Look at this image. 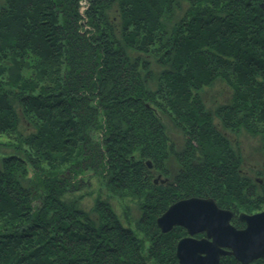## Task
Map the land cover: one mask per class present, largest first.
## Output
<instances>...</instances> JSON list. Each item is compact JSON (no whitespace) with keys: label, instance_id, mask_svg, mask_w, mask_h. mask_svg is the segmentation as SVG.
<instances>
[{"label":"trees","instance_id":"16d2710c","mask_svg":"<svg viewBox=\"0 0 264 264\" xmlns=\"http://www.w3.org/2000/svg\"><path fill=\"white\" fill-rule=\"evenodd\" d=\"M83 1L0 0V264H180L175 201L264 209V0Z\"/></svg>","mask_w":264,"mask_h":264},{"label":"water","instance_id":"95a60500","mask_svg":"<svg viewBox=\"0 0 264 264\" xmlns=\"http://www.w3.org/2000/svg\"><path fill=\"white\" fill-rule=\"evenodd\" d=\"M233 214L213 197L191 196L169 205L156 222L163 232L176 225L187 230L177 243L180 264H218L223 255H233L242 263L264 257V210L240 212L243 227L231 222ZM200 232L205 235L196 237Z\"/></svg>","mask_w":264,"mask_h":264},{"label":"rangeland","instance_id":"374dc122","mask_svg":"<svg viewBox=\"0 0 264 264\" xmlns=\"http://www.w3.org/2000/svg\"><path fill=\"white\" fill-rule=\"evenodd\" d=\"M83 3L84 4L81 7V10L85 9V7L87 6V1L84 0ZM221 88H222V85L221 84H217L216 86L210 88L209 90L207 89V92L209 93V95H211V94L217 95L218 98L220 97L219 100L220 99L225 100L226 99V96L225 95L222 96V95L218 94V91ZM169 134H170V136L174 140H177L179 142L182 141V134H181V132L179 130H177L171 123H169ZM241 138H242V141H243L246 149L248 151H254L253 147L256 146L257 141L255 139H253V138L248 139L247 136H245V135H243ZM5 150L6 149L4 147L0 146V153L1 152L3 153V151H5ZM252 156H254L255 159L253 158L251 160V162H249V164H247V165L248 166L250 165V168L251 167L258 168L259 165L262 163V162H260V160L261 159L264 160V158H263L264 155L263 154L259 155L258 153L254 152L252 154ZM257 160H259L258 162H260V163L256 162ZM158 178H162L163 179L164 177L159 174L158 175ZM90 185L91 186L88 187V190H92V195H88V196H86L83 199V205L85 207H87V208H89L93 204V201L95 199V196L97 195L98 181H97V178L96 177H94V176L91 177V184ZM85 188L83 187V189L82 190H79L78 192L84 191ZM103 196H104V193H103ZM112 203H113L115 209L120 213L121 212V207H120L119 203L115 199H112ZM131 209L134 212V215H136V210H135L134 207H132V205H131Z\"/></svg>","mask_w":264,"mask_h":264},{"label":"flooded vegetation","instance_id":"af4514ba","mask_svg":"<svg viewBox=\"0 0 264 264\" xmlns=\"http://www.w3.org/2000/svg\"><path fill=\"white\" fill-rule=\"evenodd\" d=\"M200 233H203L202 236L205 235V232H200ZM200 233L195 234V236H196V237H199V236H197V235L200 234ZM187 235H188V234H187ZM202 236H200V237H202ZM259 261H262L263 264H264V257L256 258V259L252 260V261L249 262V263H250V264H256V263L259 262Z\"/></svg>","mask_w":264,"mask_h":264}]
</instances>
